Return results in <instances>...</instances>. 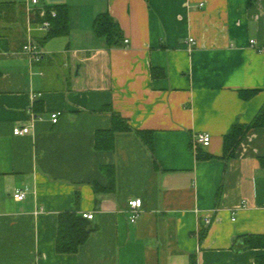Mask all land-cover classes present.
Returning a JSON list of instances; mask_svg holds the SVG:
<instances>
[{
    "label": "crops",
    "instance_id": "obj_1",
    "mask_svg": "<svg viewBox=\"0 0 264 264\" xmlns=\"http://www.w3.org/2000/svg\"><path fill=\"white\" fill-rule=\"evenodd\" d=\"M40 4H65L69 31L42 44L37 32L34 62L22 51L28 0H0V264H256L264 248L233 245L264 234V127L231 158L224 138L264 106V0ZM106 11L128 44L95 34ZM112 108L154 134L152 149L135 131L117 133L113 150L95 147ZM24 125L32 132L15 135ZM198 132L212 134L208 147L195 145ZM103 164L116 167L111 191L96 190L109 185ZM140 197L132 222L128 202ZM76 209L96 229L61 254L59 214Z\"/></svg>",
    "mask_w": 264,
    "mask_h": 264
},
{
    "label": "trees",
    "instance_id": "obj_2",
    "mask_svg": "<svg viewBox=\"0 0 264 264\" xmlns=\"http://www.w3.org/2000/svg\"><path fill=\"white\" fill-rule=\"evenodd\" d=\"M58 11V16L51 19L52 29L38 37L40 44L45 43L51 37L67 34L69 31L68 8L65 4L54 7ZM4 15L2 5H0V19ZM93 29L95 34L105 39L108 47H120L124 44L125 37L119 22L114 19L109 11L99 13L94 18ZM112 127L110 129L98 130L96 132L95 147L99 150L110 151L115 148L116 134L124 131H135L145 144L152 149L154 134L143 129H134L130 122L122 117L121 114L112 108ZM254 127H264V106L254 116L253 121L249 124L237 123L233 125L229 133L224 138V157L231 158L235 155L239 143ZM101 172L109 180L107 188L97 184L96 190L111 191L115 188L116 167L114 164L101 166ZM58 232L56 240V251L61 254H70L78 252L79 248L90 238L96 227L89 218L80 214L77 209L61 212L58 218ZM235 250L261 247L264 248V234L244 235L235 240L233 245ZM256 264H264V255L258 257Z\"/></svg>",
    "mask_w": 264,
    "mask_h": 264
},
{
    "label": "built area",
    "instance_id": "obj_3",
    "mask_svg": "<svg viewBox=\"0 0 264 264\" xmlns=\"http://www.w3.org/2000/svg\"><path fill=\"white\" fill-rule=\"evenodd\" d=\"M41 0H28L29 4V22L34 23L36 25V29L40 32L48 33L52 29V23L51 19L56 18L58 16V11L56 8H45L41 6L40 4ZM201 6H203V3H200ZM27 42L23 45L22 51L29 55V57L32 59V61L36 62L39 61L42 57L43 52L40 49L39 43L36 41V38L29 36L27 37ZM129 40L125 39V44H128ZM195 42V38H190L189 43L193 44ZM256 42L255 39L251 40V44L254 45ZM62 115V112L55 111L51 114V120L56 123L59 121L60 116ZM32 132V126L31 125H24V126H17L14 128V134L15 135H24L29 134ZM212 140V134L208 132H198L196 139H195V145H203L205 147H208ZM13 196L17 200H25L26 195L25 191L22 189H17ZM128 207L130 208V221L137 222L138 218L141 216V213L143 211V199L135 198L131 199L128 202ZM83 215L89 219H92L94 217L93 213H87L84 212ZM212 223L211 217L206 218L205 224L210 225Z\"/></svg>",
    "mask_w": 264,
    "mask_h": 264
},
{
    "label": "rangeland",
    "instance_id": "obj_4",
    "mask_svg": "<svg viewBox=\"0 0 264 264\" xmlns=\"http://www.w3.org/2000/svg\"><path fill=\"white\" fill-rule=\"evenodd\" d=\"M29 17V15H28ZM27 27H26V34L27 37L29 36V34L31 35V37L35 38L36 33L40 32L39 30L36 29V25L34 23H30L29 20H27Z\"/></svg>",
    "mask_w": 264,
    "mask_h": 264
}]
</instances>
